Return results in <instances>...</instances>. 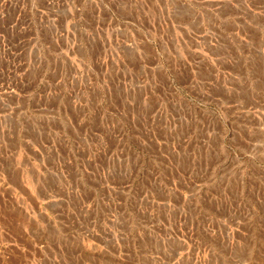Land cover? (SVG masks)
I'll list each match as a JSON object with an SVG mask.
<instances>
[{
  "label": "rangeland",
  "instance_id": "obj_1",
  "mask_svg": "<svg viewBox=\"0 0 264 264\" xmlns=\"http://www.w3.org/2000/svg\"><path fill=\"white\" fill-rule=\"evenodd\" d=\"M0 179V264H264V0H0Z\"/></svg>",
  "mask_w": 264,
  "mask_h": 264
},
{
  "label": "crops",
  "instance_id": "obj_2",
  "mask_svg": "<svg viewBox=\"0 0 264 264\" xmlns=\"http://www.w3.org/2000/svg\"><path fill=\"white\" fill-rule=\"evenodd\" d=\"M5 186H6L5 181L0 179V188H5ZM7 187L15 188V186H13V185H8Z\"/></svg>",
  "mask_w": 264,
  "mask_h": 264
}]
</instances>
